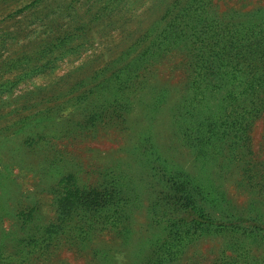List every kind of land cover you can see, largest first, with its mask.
<instances>
[{"label": "rangeland", "instance_id": "374dc122", "mask_svg": "<svg viewBox=\"0 0 264 264\" xmlns=\"http://www.w3.org/2000/svg\"><path fill=\"white\" fill-rule=\"evenodd\" d=\"M253 54L264 0H0V264H264Z\"/></svg>", "mask_w": 264, "mask_h": 264}, {"label": "trees", "instance_id": "16d2710c", "mask_svg": "<svg viewBox=\"0 0 264 264\" xmlns=\"http://www.w3.org/2000/svg\"><path fill=\"white\" fill-rule=\"evenodd\" d=\"M248 61V68L253 70V76L255 79L264 80V68L260 67L261 65H264V60L262 58L258 59V56L256 54H253L249 57H247ZM250 95L252 97L253 102L257 104V108L259 109L258 112H260V106H264V88L261 86L254 88L251 90ZM60 216H64V212L62 211L60 213Z\"/></svg>", "mask_w": 264, "mask_h": 264}]
</instances>
